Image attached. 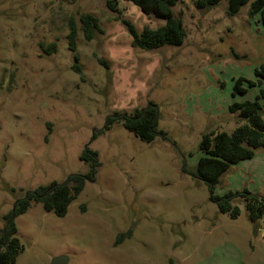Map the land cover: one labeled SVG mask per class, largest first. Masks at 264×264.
<instances>
[{"label":"rangeland","instance_id":"rangeland-1","mask_svg":"<svg viewBox=\"0 0 264 264\" xmlns=\"http://www.w3.org/2000/svg\"><path fill=\"white\" fill-rule=\"evenodd\" d=\"M194 1L173 7L183 43L145 51L131 46L121 20L137 32L164 21L131 1L0 0V229L26 192L86 174L85 149L99 161L95 181L64 217L39 204L17 217L15 264L61 256L66 264H264V217L251 221L239 199L237 218L220 213L207 186L190 175L203 156L202 136L230 134L238 122L229 106L264 89V80L260 87L245 81L264 65V27L249 4L229 16L226 0L203 10ZM85 14L101 29L91 40L80 27ZM70 23L75 52L67 47ZM238 78L244 94L234 93ZM149 102L159 107L157 129L166 140L142 142L120 124L92 140L108 115H130ZM243 189L264 196V148L232 165L214 194Z\"/></svg>","mask_w":264,"mask_h":264},{"label":"trees","instance_id":"trees-1","mask_svg":"<svg viewBox=\"0 0 264 264\" xmlns=\"http://www.w3.org/2000/svg\"><path fill=\"white\" fill-rule=\"evenodd\" d=\"M128 1H131L145 14L164 21V24L155 30L144 28L141 32H137L130 22L121 20L131 37L133 48L150 51L166 46L176 47L183 43L185 30L182 22L173 13L176 0ZM221 1L224 0H195L194 6L200 10L209 9ZM226 2V13L229 16L237 15L243 6L249 4V15L259 14L264 27V0H226ZM114 3L107 2L113 10H115ZM79 22L86 40H91L95 32H101L98 20L91 15H81ZM68 28L67 47L69 51L75 52L77 29L72 23ZM50 49L55 52V45L52 44ZM74 68L79 70L76 66ZM254 75L255 81L245 80L248 87L262 85L264 65L256 68ZM245 81L243 78L235 80L234 93L244 94L246 92V88L243 87ZM228 110L230 114H236L237 126L230 134L219 132L216 134L206 133L202 136L199 151L203 156L198 159L195 171L190 175L207 186L209 199L216 205L220 213L228 214L233 219L237 218L239 208L234 205V202L239 199L245 206L248 218L257 222L264 217V196L252 194L246 189L237 192L228 191L219 196L214 194V190L221 177L232 165L251 159L256 149L264 148V89L259 90L254 100L234 102ZM159 115V107L153 102H149L144 108L136 109L130 115L114 112L105 118L100 129L93 132L92 140L115 124H120L135 138L145 143H150L156 138L166 140V134L157 129ZM80 160L88 165L89 170L86 174H72L67 176L63 182H52L47 186H39L26 192L23 197L15 201L12 209L4 216V225L0 229V264H15L22 249L17 237V217L25 214L32 205L36 204L41 205L42 210L46 213H51L59 218L64 217L67 208L77 199L85 185L95 181L96 170L99 167L97 153L85 149L80 155ZM182 172H186L184 167ZM131 235L132 231L117 235L115 244H120Z\"/></svg>","mask_w":264,"mask_h":264},{"label":"water","instance_id":"water-1","mask_svg":"<svg viewBox=\"0 0 264 264\" xmlns=\"http://www.w3.org/2000/svg\"><path fill=\"white\" fill-rule=\"evenodd\" d=\"M66 262H67V259L63 256L54 258L52 260V264H66Z\"/></svg>","mask_w":264,"mask_h":264},{"label":"built area","instance_id":"built-area-1","mask_svg":"<svg viewBox=\"0 0 264 264\" xmlns=\"http://www.w3.org/2000/svg\"><path fill=\"white\" fill-rule=\"evenodd\" d=\"M258 231L260 232V236L264 239V224L259 226Z\"/></svg>","mask_w":264,"mask_h":264}]
</instances>
